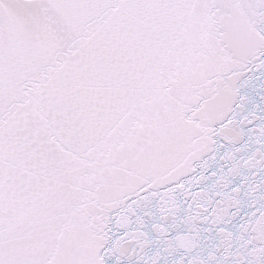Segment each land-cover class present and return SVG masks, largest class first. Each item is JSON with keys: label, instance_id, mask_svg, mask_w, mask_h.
Here are the masks:
<instances>
[{"label": "snow or ice", "instance_id": "obj_1", "mask_svg": "<svg viewBox=\"0 0 264 264\" xmlns=\"http://www.w3.org/2000/svg\"><path fill=\"white\" fill-rule=\"evenodd\" d=\"M0 264H264V0H0Z\"/></svg>", "mask_w": 264, "mask_h": 264}]
</instances>
